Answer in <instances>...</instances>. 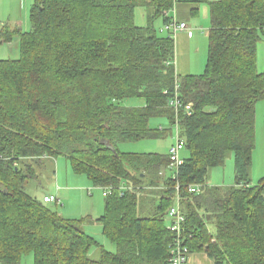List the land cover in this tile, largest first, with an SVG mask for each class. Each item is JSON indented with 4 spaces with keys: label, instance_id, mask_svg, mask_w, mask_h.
Wrapping results in <instances>:
<instances>
[{
    "label": "trees",
    "instance_id": "obj_1",
    "mask_svg": "<svg viewBox=\"0 0 264 264\" xmlns=\"http://www.w3.org/2000/svg\"><path fill=\"white\" fill-rule=\"evenodd\" d=\"M174 2L34 0L29 32L0 31V44L17 37L20 45L18 59L0 60V264H21L29 254L33 264H167V211L177 194L190 255L264 264V178L255 185L249 179L255 107L264 103V72L257 71L264 0L210 3L204 70L185 76L172 64L174 39L153 26L170 21ZM140 6L148 10L145 27L134 24ZM176 81L192 113L178 114L188 156L172 179L165 176L168 153L121 152L118 145L167 135L150 120L174 124L168 100ZM133 97L144 105H121ZM229 154L234 184L209 185V171ZM60 156L95 188L112 189L102 195L99 217L70 220L27 193L37 171ZM121 185L128 189L120 195ZM193 185L201 192L189 193ZM142 198L152 204L144 216ZM84 222L98 223L115 252L86 234Z\"/></svg>",
    "mask_w": 264,
    "mask_h": 264
},
{
    "label": "rangeland",
    "instance_id": "obj_2",
    "mask_svg": "<svg viewBox=\"0 0 264 264\" xmlns=\"http://www.w3.org/2000/svg\"><path fill=\"white\" fill-rule=\"evenodd\" d=\"M34 0H0V31H7L14 33L15 30H20L22 33L30 31L29 10ZM175 8L184 5L179 0H174ZM177 1V2H176ZM176 3V4H175ZM191 7V6H190ZM174 9L170 10L173 12ZM150 11V10H149ZM176 11V10H175ZM148 10L145 7H136L134 11V24L139 27H145L147 24ZM193 18L194 23L186 22L189 27H202V24L197 22H204L210 25V17L208 22L204 18ZM162 18L154 21L153 26L159 32V35L169 36L168 32H160L163 28ZM5 28V30H4ZM201 32V31H199ZM199 34L200 37L197 38ZM192 40L190 47V58L185 47L184 60L187 62L189 58L192 63L193 74H201L204 70L206 58L202 59L194 53L195 49L203 48V43L206 44L205 36L198 33ZM178 34L174 38L175 51L177 58V46L179 44L180 36ZM186 45V38L182 37ZM208 48V46H207ZM199 51V50H198ZM20 56V45L18 38L15 37L10 43L0 44V60H15ZM257 68L259 72H264V37L262 36L257 44ZM176 66V71H177ZM180 75V73H179ZM181 76V75H180ZM124 107H142L144 102L140 98H126L121 101ZM151 128H161L167 130V135L160 140H141L138 142H126L118 145L121 152L130 153H167L168 148L175 142V130L173 125H169L165 118H153L150 120ZM188 153L183 149L180 152L182 159L186 158ZM49 169L44 171H37L38 176L35 180H30L26 191L33 197L42 200L43 196L59 197L61 205L48 203L47 206L58 212L62 217L70 220H81L85 217L95 219L103 213L104 197L102 190L95 188L91 182L82 175H76L72 172L69 162L60 156L56 161L51 162ZM58 164V165H57ZM48 168V167H47ZM166 177H172L173 173L169 170L165 172ZM264 178V103L259 101L255 107V148L252 154V165L249 169V179L251 185H255L258 181ZM209 185L216 186H231L235 182V174L233 167V155L229 154L222 167L214 168L209 171L207 178ZM89 184V186H88ZM152 204L149 198H142L140 202L141 216L148 215L147 210ZM167 220V219H166ZM86 234L94 237L99 244L106 250L115 252V245L107 240L101 233V226L95 222H84L80 224ZM90 256L93 260H98L100 252L98 248L90 250ZM21 264H33L32 255H25ZM189 264H213L205 255L201 253H192L189 257Z\"/></svg>",
    "mask_w": 264,
    "mask_h": 264
},
{
    "label": "built area",
    "instance_id": "obj_3",
    "mask_svg": "<svg viewBox=\"0 0 264 264\" xmlns=\"http://www.w3.org/2000/svg\"><path fill=\"white\" fill-rule=\"evenodd\" d=\"M187 29L186 25L184 23H178L175 18H171L170 21L163 26V28L160 29V32H168L171 36H176V34L180 31H184ZM169 35L170 38H172ZM174 39V38H173ZM171 64V63H170ZM172 64L175 67V60L172 62ZM175 91L172 97L168 100L169 107H172L175 112V119H174V130H175V142L170 145L168 148V157H169V165L168 169L173 173L172 179L177 174V170L180 166L183 164V159L180 157V152L185 147V142L183 137L180 133V125L178 121V114L179 111L182 110L184 113L189 116L191 115V108L192 104H183V101L181 100L179 96V84L175 83L174 87ZM161 129V128H160ZM125 189H128L127 187H124L121 185L119 191L121 195V191ZM130 189V188H129ZM176 190H178V187L176 186ZM202 190L200 185H193L190 186L188 189L189 193H200ZM112 193L111 188L103 189L102 195L108 196ZM180 198L177 194L175 196V202L173 206H171L167 211V230L172 234L173 238L171 240V243L169 245L168 249V258H167V264H189V248L184 244V238H183V224H184V215L181 211L180 207ZM43 201L46 203H54L57 205H61V201L57 197H48L44 196Z\"/></svg>",
    "mask_w": 264,
    "mask_h": 264
},
{
    "label": "crops",
    "instance_id": "obj_4",
    "mask_svg": "<svg viewBox=\"0 0 264 264\" xmlns=\"http://www.w3.org/2000/svg\"><path fill=\"white\" fill-rule=\"evenodd\" d=\"M179 1L183 2L184 5H181L177 8H175V5H174L173 12H169L167 15L170 18H175L178 23H184L185 24L186 22L187 23L190 22L191 25H192V23H194L193 18H197V19L198 18H204L205 19L204 21L208 22V18L210 17V6H209V4L219 2V0H179ZM197 23L202 24L203 26L202 27L200 26V28L198 29V27H192L190 25L188 27L185 24L187 29H185L184 31H180L176 34V35L182 34L180 36L179 44L177 46V58H176V51H175V69L177 66L178 70L176 71V73L178 75H179V73L181 76L190 75V74L195 75V74H193V72H191L192 71V63L190 62L189 58H190V47L193 45L192 40L194 39V37L198 33L202 34V37L204 35L205 40H207V42H206V44L203 43V48L201 46V49H198V48L195 49L194 53H197V55H199V57H201L202 59L206 58L207 46H208V33L210 30V25H207L204 22H197ZM199 31H201V32H199ZM183 36L186 38V45L182 39ZM262 36L264 37V32H263ZM198 37H200L199 34L197 35V38ZM186 46H187V51L189 53V58L187 59V62L183 61ZM257 62H258V59H257ZM257 70H258V68H257ZM88 186H89V184H88ZM44 196H46V195H44ZM57 198H59V197L57 196Z\"/></svg>",
    "mask_w": 264,
    "mask_h": 264
},
{
    "label": "bare ground",
    "instance_id": "obj_5",
    "mask_svg": "<svg viewBox=\"0 0 264 264\" xmlns=\"http://www.w3.org/2000/svg\"><path fill=\"white\" fill-rule=\"evenodd\" d=\"M187 246V245H186Z\"/></svg>",
    "mask_w": 264,
    "mask_h": 264
}]
</instances>
